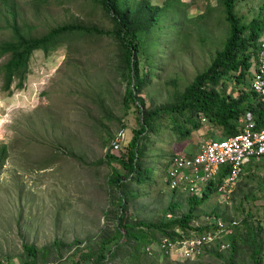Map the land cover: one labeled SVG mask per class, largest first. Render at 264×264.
I'll return each instance as SVG.
<instances>
[{"label":"rangeland","instance_id":"1","mask_svg":"<svg viewBox=\"0 0 264 264\" xmlns=\"http://www.w3.org/2000/svg\"><path fill=\"white\" fill-rule=\"evenodd\" d=\"M121 9L138 10L147 1L159 6L158 21L141 37L138 52L141 77L150 74L137 97L143 110L176 107L195 77L207 71L229 36L221 0H121ZM236 14L244 24L264 17V0H238ZM75 25L93 34L63 38L49 53L36 51L22 88L16 78L8 88L0 54V261L25 264L24 245L49 248L37 264H97L104 241L114 248L117 224L143 221L159 224L190 211V194L170 190L160 166L179 155H194L223 130L202 124L187 139L170 131V119L155 122L154 134L143 139L141 163L154 166L155 177L144 186L128 185L123 195L110 180L119 164L106 162L122 130L126 140L117 156L127 157L140 130L137 103L126 104L131 72L125 49L112 35L101 0H0V44L15 40L19 31L28 39L41 38L62 26ZM219 91L237 95L243 84L221 83ZM183 123L184 120L180 119ZM189 126V125H188ZM104 161V162H103ZM177 208L172 210L171 206ZM218 219L237 220L232 236L192 259L157 249L152 252L124 246L107 264H264V161L246 168L235 187L216 192L194 213V228H207ZM176 232V230H174ZM262 248L261 262L253 259ZM55 243H58L55 245ZM91 252L92 258L83 255ZM131 257V258H130Z\"/></svg>","mask_w":264,"mask_h":264},{"label":"trees","instance_id":"2","mask_svg":"<svg viewBox=\"0 0 264 264\" xmlns=\"http://www.w3.org/2000/svg\"><path fill=\"white\" fill-rule=\"evenodd\" d=\"M121 0H101L105 9V16L112 21L114 31L103 33L113 35L114 38L125 49L127 65L131 76L127 84L126 104L137 103L138 112L141 116L140 130L135 133L132 139L127 157L117 156V153H108L106 162L113 165L115 163L122 166L126 174L123 175L116 168L114 176L110 180L113 187L123 193L120 199L122 212L126 206V190L128 185H146L153 181L155 177L154 166H145L141 163L143 157L142 140L149 141V137L154 134L155 122L162 117L170 119V131L180 139H187L194 130L202 127V118L210 125L223 130V136L216 140L223 141L236 136L243 128V118L247 113H252L258 128L263 125L264 109L256 94L250 89L251 70L253 59L256 54L259 41L264 32V17H257L249 24H244L236 14L238 0H221L226 20L230 25L229 36L222 51L218 52L210 68L195 77L194 81L187 87L182 95L181 102L176 107H165L155 110H143V104L137 95L147 84L151 73L145 70L144 77H141L140 62L138 52L141 48V37L147 34L157 23L158 13L162 8L153 6L144 1L138 10L133 11L129 6L121 9ZM98 32V31H96ZM94 30L81 26L67 25L50 31L47 35L28 39L19 31L15 32V40L0 44V54L11 55L10 60L5 64L6 85L9 88L14 80H19V87L22 88L26 79V72L29 69L32 55L36 51L49 53L57 48L65 37L86 35L96 33ZM234 81L237 85L243 84L245 89L240 90L237 95L233 93L225 94L219 91L221 83ZM180 119L184 122L181 123ZM189 125V126H188ZM174 157L170 158L173 159ZM167 161L160 166L162 174L167 175L171 166V161ZM104 162V161H103ZM226 173V172H225ZM222 173L211 181L204 191L203 196H191L189 200L190 211L187 215L177 219H164L159 224L146 223L143 221L135 224L123 223V214L119 217L117 224V236L115 237L114 248L107 251V246L112 241H104L101 254L96 260L97 264H107L117 255V251L124 246L133 250L134 256L138 257L149 245L156 242L149 232L157 230L164 233L163 238H177L174 230H195L203 232L207 228H194L190 223L194 220V213L197 208L203 206L210 197L219 191L225 177ZM172 210L176 205L171 206ZM58 243H55L57 245ZM253 254V259L261 262L262 248L260 242ZM44 257L50 254L49 248L38 249L33 245H24V254L30 257V262L25 264H37L39 253ZM84 259H90L91 252L83 255ZM131 258V257H130ZM9 263V261H8ZM7 263V264H8ZM133 264V259L130 260ZM0 264H4L0 261Z\"/></svg>","mask_w":264,"mask_h":264},{"label":"built area","instance_id":"3","mask_svg":"<svg viewBox=\"0 0 264 264\" xmlns=\"http://www.w3.org/2000/svg\"><path fill=\"white\" fill-rule=\"evenodd\" d=\"M250 89L264 109V32L253 59ZM202 122L206 123V120L202 118ZM125 137L124 130L118 133L113 144L115 153L120 150ZM170 161L167 174L170 190L201 197L209 183L226 172L219 192H231L247 167L255 161H264V119L262 127L258 128L253 114L247 113L243 128L236 136L223 141H207L196 154L175 156ZM238 225L237 220L218 219L203 232L177 228V238H163L156 248L165 254L180 253L183 258L192 259L214 250L220 239L232 236ZM152 249L149 245L146 251L151 253Z\"/></svg>","mask_w":264,"mask_h":264},{"label":"crops","instance_id":"4","mask_svg":"<svg viewBox=\"0 0 264 264\" xmlns=\"http://www.w3.org/2000/svg\"><path fill=\"white\" fill-rule=\"evenodd\" d=\"M198 152V151H197Z\"/></svg>","mask_w":264,"mask_h":264}]
</instances>
